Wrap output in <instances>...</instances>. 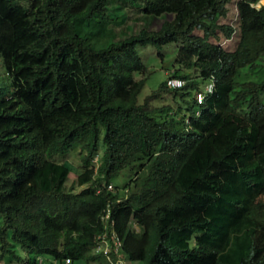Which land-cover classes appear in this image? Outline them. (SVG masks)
I'll return each mask as SVG.
<instances>
[{"label": "trees", "instance_id": "1", "mask_svg": "<svg viewBox=\"0 0 264 264\" xmlns=\"http://www.w3.org/2000/svg\"><path fill=\"white\" fill-rule=\"evenodd\" d=\"M258 1L0 0V264L101 263L112 231L127 264H264ZM176 40L184 84L140 101L138 46Z\"/></svg>", "mask_w": 264, "mask_h": 264}, {"label": "rangeland", "instance_id": "2", "mask_svg": "<svg viewBox=\"0 0 264 264\" xmlns=\"http://www.w3.org/2000/svg\"><path fill=\"white\" fill-rule=\"evenodd\" d=\"M263 4H264V0H259L258 2L255 3V6L260 7ZM179 46H180V41L178 40L167 42L159 49L149 44L138 46V52L146 67V73L143 75L145 77V82L139 94L140 101H142V98L145 95L151 94L153 91L158 89L159 84L166 78V73L169 72V70L179 68L178 63L176 62V52ZM158 52H160L161 55H159ZM191 74L192 75L194 74L193 70H191ZM134 75L136 78H140L142 76V74L139 72H135ZM208 83H209L208 80L202 83L200 85V89L204 90L205 86ZM192 94L194 95L195 91H193ZM115 98H116L115 79L112 78L109 81H107V102H111ZM188 98H189V94L186 95L185 99ZM262 100L264 102V99ZM172 102L178 106V104L182 103L181 97H179V95H176L172 92H161L157 94L152 100V103L156 105H161L165 103L173 104ZM58 159L61 160L62 158L58 157ZM67 160L69 162L70 170L66 182H67V186L69 187L73 179L75 178L76 174L80 170V156L75 151L67 156ZM124 181L125 178L123 175H119L113 179V182L118 186H121L124 183ZM85 186L86 185L74 186V187L77 190H80ZM104 248L105 247L103 246L102 249L104 250ZM19 264H27V263L20 262ZM72 264H106V261L103 260L100 263L98 262V260H91L88 262H84L82 260H75L73 261Z\"/></svg>", "mask_w": 264, "mask_h": 264}, {"label": "built area", "instance_id": "3", "mask_svg": "<svg viewBox=\"0 0 264 264\" xmlns=\"http://www.w3.org/2000/svg\"><path fill=\"white\" fill-rule=\"evenodd\" d=\"M167 85L168 86H171V87H178V86H181L184 81L182 79H179V78H175V77H168L167 80ZM212 88V83H209L207 86H206V89L207 90H211ZM197 99L198 101H201L203 98H204V93L201 92V91H198L197 92ZM110 186V185H109ZM109 215V210L107 209L106 213H105V216L107 217ZM107 234H102V239L101 241L99 242L98 246L100 247H105L104 250L106 251L107 253V258H108V262L109 264H125L124 261L120 258V241L115 238V240L113 241V245H112V249L115 253H118L115 257L112 256L109 252V247L111 246L109 243H108V240H107V237H106ZM69 258H66L65 259V263H69ZM17 264H19V262H17Z\"/></svg>", "mask_w": 264, "mask_h": 264}, {"label": "clouds", "instance_id": "4", "mask_svg": "<svg viewBox=\"0 0 264 264\" xmlns=\"http://www.w3.org/2000/svg\"><path fill=\"white\" fill-rule=\"evenodd\" d=\"M168 77H173V76H167L165 79L167 80ZM175 78H179V77H175ZM179 79H181V78H179ZM182 80H183V79H182ZM183 81H184V80H183ZM209 83H212V88H213V81H209ZM209 83H208V84H209ZM166 84H167V82H166ZM183 84H184V83H183ZM183 84H182V85H183ZM208 84H207V85H208ZM182 85H181V86H182ZM207 85H206V86H207ZM167 86H168V85H167ZM181 86H178V87H181ZM206 86H205L204 90H202V89L196 90V92H195V96L197 95V92H198V91H201V92L204 93V98H205L207 92H210V91L212 90V88H211V90H207V89H206ZM169 87H171V86H169ZM172 88H176V87H172ZM204 98H203V99H204ZM196 99H197V96H196ZM203 99H202L201 101H203ZM197 101H198V99H197ZM201 101H198V102H201ZM95 160H96V158H95ZM109 185H110V186H109ZM102 187H103L104 189H110L112 186H111V183H106V181H104V182L102 183V185H101L100 187H98L97 192H98V191L100 192L99 189H101ZM101 191H103V190H101ZM106 237H107L108 243L111 245V246L109 247V252H110V254H111L112 256H114V257H115L118 253H115V252L113 251V249H112L113 241L115 240V238H117V239L120 241V248H119V250H120V258L124 261L125 264H127L126 259H125V257L123 256V250L121 249V246H122V240H121V238H120L119 236H116V235L114 234L113 231L110 232V234H108ZM109 237L111 238V240H110ZM98 244H99V243H97V244L93 247V253H98V252H102V253H104V254H105V257H106V260H104V261H106V264H109L106 251L103 250L102 247L98 246ZM65 259H66V258H65ZM65 259H64V263H65ZM65 264H66V263H65ZM67 264H70V261H69V263H67Z\"/></svg>", "mask_w": 264, "mask_h": 264}]
</instances>
